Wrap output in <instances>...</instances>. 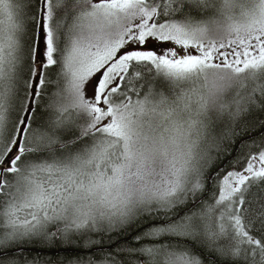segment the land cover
<instances>
[{"label": "snow or ice", "instance_id": "6c2138e0", "mask_svg": "<svg viewBox=\"0 0 264 264\" xmlns=\"http://www.w3.org/2000/svg\"><path fill=\"white\" fill-rule=\"evenodd\" d=\"M0 264H264V0H0Z\"/></svg>", "mask_w": 264, "mask_h": 264}]
</instances>
